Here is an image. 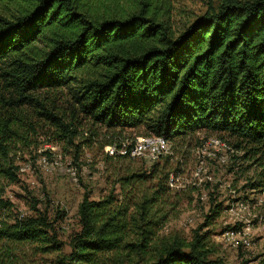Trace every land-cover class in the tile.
Listing matches in <instances>:
<instances>
[{
	"label": "trees",
	"instance_id": "1",
	"mask_svg": "<svg viewBox=\"0 0 264 264\" xmlns=\"http://www.w3.org/2000/svg\"><path fill=\"white\" fill-rule=\"evenodd\" d=\"M176 11L174 0H0V264L29 246L55 253L54 264H225L204 230L223 203L190 237L162 233L188 193L170 183L171 155L144 168L106 153L125 171L106 196L85 194L69 252L55 227L63 215L53 220L38 200L24 215L6 197L22 183L27 108L68 137L84 118L89 141L105 130L103 146L117 150L128 130L172 148L205 130L234 138L236 149H264V0H220L182 29ZM60 93L73 122L44 95Z\"/></svg>",
	"mask_w": 264,
	"mask_h": 264
},
{
	"label": "rangeland",
	"instance_id": "2",
	"mask_svg": "<svg viewBox=\"0 0 264 264\" xmlns=\"http://www.w3.org/2000/svg\"><path fill=\"white\" fill-rule=\"evenodd\" d=\"M177 7L175 16L176 29L196 17L202 16L208 7L219 5L220 0H174ZM53 96L60 111L66 112L68 101L65 95L44 94ZM23 113L24 128L29 133V144L20 150L19 165L25 167L21 174L22 183L11 185L6 190V197L16 205L17 211L24 215L31 214L35 200L37 208L47 211L52 219L61 214L55 221V227L63 242V249L70 251L69 236L80 229L79 205L85 194L98 200L106 196L113 188L117 175L125 171L124 164L119 171L118 162H105L106 148L105 130L97 129V136L89 141L93 126L84 118L82 123L68 115V122L77 130L75 136H66L64 131L54 124L43 121L40 116L27 108ZM34 124L30 126V122ZM140 130L126 131L127 135L140 134ZM222 137L233 146L235 139L208 131H199L185 140L174 141L168 154L163 155V163L168 155L176 179V188H187L176 217L170 219L162 233L182 232L190 237L192 231L203 224L210 207L215 203H223L226 208L213 224L204 230H210L211 240L217 252L212 258H221L225 264H264V149L246 147L229 153L226 164L219 163L209 157L208 151H202L203 143L210 137ZM108 139V137H107ZM46 159L48 166H44ZM139 166L149 168L153 163L147 158L135 161ZM74 166L79 173V181L75 182L68 174V168ZM201 166H203L202 171ZM204 197V199H202ZM246 202L247 209L233 210L237 201ZM190 219H193L190 222ZM250 226L251 245L234 248L223 237L227 226ZM56 254H44L34 250L33 246L25 247L17 252L6 264H54Z\"/></svg>",
	"mask_w": 264,
	"mask_h": 264
},
{
	"label": "built area",
	"instance_id": "3",
	"mask_svg": "<svg viewBox=\"0 0 264 264\" xmlns=\"http://www.w3.org/2000/svg\"><path fill=\"white\" fill-rule=\"evenodd\" d=\"M172 142L166 139L163 136L158 135H138L134 134L127 138L121 148L117 150L116 146H107L106 151L109 155H115L116 153L122 155H129L131 157L137 158H147L149 162L154 163L160 158L171 152ZM209 150V157L216 159L219 163L226 164L229 161V153L234 152L233 146L226 140L213 136L208 138L202 146V151ZM44 166H48L46 159L43 160ZM203 166H201L202 171ZM21 172H26L25 167L20 168ZM68 174L71 179L75 182L79 181V173L76 167L71 166L68 168ZM170 183L173 187L176 186V179L172 175ZM204 199V197H202ZM235 206H232L231 211L233 210H245L247 209L246 202L237 201ZM193 219H190L192 222ZM224 239L229 242L234 248H240L242 246L251 245L250 238V226H241L239 228H230L224 231Z\"/></svg>",
	"mask_w": 264,
	"mask_h": 264
}]
</instances>
